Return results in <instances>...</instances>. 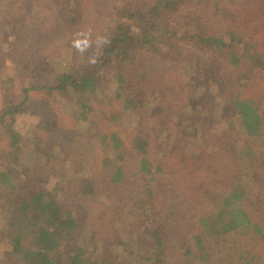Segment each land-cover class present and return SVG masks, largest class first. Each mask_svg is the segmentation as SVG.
<instances>
[{"label":"trees","instance_id":"obj_1","mask_svg":"<svg viewBox=\"0 0 264 264\" xmlns=\"http://www.w3.org/2000/svg\"><path fill=\"white\" fill-rule=\"evenodd\" d=\"M93 1L0 0V59L8 55L16 65L24 62L28 73L27 79L10 86L9 104L0 109V161L14 159L24 144L15 127L17 118L43 103L48 108L39 126L46 127L54 149L64 153L71 147L72 152L67 137H85L81 134L86 132L100 148L95 161L103 163L93 165L99 180L68 182L58 200L48 199L44 188L21 193L17 179L8 170L0 171V193L16 191L0 203V222L6 223L2 234L13 246L14 264H122L113 261H120L112 252L115 245L105 250L103 259L90 257V248L79 238L87 225L78 221L77 202L123 228L118 247L133 230L145 249V264H215L214 258L223 255L231 256L229 264H264V103L259 95L264 85H252L264 76L259 45L264 39V0H116L104 8L112 10L111 17L118 12L135 30L90 39L101 54L91 61L83 54H89L85 44ZM4 33L12 40L7 48ZM199 46L211 48L215 54L210 59L220 61L210 85L218 94L196 103L178 100L171 92L185 90L191 79L179 67ZM150 53L174 64L160 70L169 83L157 86L162 95L157 102L147 103L151 116L177 119L183 131L197 130L203 150H186L187 141L184 149L156 154V133L147 124L143 127L149 89L127 72ZM42 57L50 59L49 67H42ZM58 57L60 67L54 68ZM110 68L116 73L117 91L107 85ZM168 85L170 98L164 103ZM68 93L75 95L71 111L59 99ZM129 115L142 125L127 127ZM74 119L79 127L72 129ZM228 125L246 133L247 143L238 144L239 150L228 145L237 139L219 133ZM49 158L52 165L62 161L52 154ZM239 231L252 240L250 249L261 248L259 253L209 251L214 239ZM89 237L95 239L96 231Z\"/></svg>","mask_w":264,"mask_h":264},{"label":"rangeland","instance_id":"obj_2","mask_svg":"<svg viewBox=\"0 0 264 264\" xmlns=\"http://www.w3.org/2000/svg\"><path fill=\"white\" fill-rule=\"evenodd\" d=\"M114 1L116 0L93 1V8L92 12L90 13V15L92 16L89 17L93 21L88 19V23L90 20L92 22L90 24L92 25H89L87 27L89 28L87 31L88 38L85 44V50L89 51V54H83V57L85 59L93 61L95 59H98L101 55L98 54L100 48H98L95 43L89 41L93 37H100L101 39L105 40L118 33L120 30H122L124 33L128 30L130 31L131 29L135 30V27L133 26H131L130 28L128 27V23L124 20V18H121V16H119L118 12L114 11L113 17H111L112 10L104 8L105 6L110 7L112 2ZM85 4H89V2H86ZM29 5L34 6V10H37L38 6L35 5L33 1H31ZM3 6L5 8H8L5 4H3L2 7ZM3 10L5 14L2 12V10L1 13L4 15L7 24H9L10 21L6 18V10ZM104 13H107V15H104L99 21H97V17ZM98 23L101 27H99ZM262 40L263 41L259 43V45L261 46L262 53L264 54V39L262 38ZM2 41H4L6 48L12 42L8 33H4ZM214 54L215 52L211 48H206L203 46L195 48L193 54L189 53V58H185L184 62L181 63L179 70L180 72L185 73V75H191V79H187L186 83L188 85L186 86L185 90L176 92L173 91L171 92V95L177 97L178 100L185 99L192 103H196L197 101L202 99H209L211 96H217V87L214 88L210 86L212 85L211 77L218 75L220 70L217 67V64L220 61L214 58L210 59V57L214 56ZM165 57L166 56L164 55L161 56L155 53H150L147 55L145 54L144 56L140 57L139 60L133 63L132 67L130 66V71L127 69V72L131 73L132 77L136 81H139L140 85H143L144 87H147L149 89L148 92L144 91L147 95V99H145L143 106L146 108V118L144 120L145 122H143V127H145L147 124V126L156 133L155 149L156 154L158 153L160 156H162L164 152H173V150H175L176 148L184 149L187 141H190L191 143L187 146L186 150L190 149L191 151H193L199 148L203 150L204 146L202 144L200 136L197 135V130H194L192 128L183 131L181 129V124L176 122L177 119L171 120L168 117L161 118L159 116H151V110L147 103L157 102V99H160L162 96L159 93V91L161 90H159L157 86H162L164 88L169 83L165 79V77H163L160 70L168 67L169 65H171V67L174 66V64L172 63L173 60ZM9 59L10 57L8 55H4V58L0 59V109H2L3 106L9 104L10 86L15 83L16 79H21L22 77H24L23 79H27L26 76L28 74L25 71L24 62H19L16 65V63ZM60 60L61 57L54 59V64H51V66L54 68L60 67ZM41 65L43 68L49 67L50 59L48 57H42ZM105 76L108 82L107 85H110V88L112 90L117 91L118 88L114 68L107 69L105 72ZM259 77L261 76L259 75ZM176 78H179V76L176 75ZM203 78L205 80H203ZM208 79L210 80L208 81ZM260 79L262 80H260L259 82L264 81V76ZM259 82L252 85H256L259 87L264 85V82ZM171 85H168L169 91L165 92L166 99L164 103H168L169 101ZM259 95H263L261 97L262 100H260L264 103V92ZM74 96L75 95L73 93L63 94L59 96V99L65 104L66 108L69 111L74 109ZM47 108V105H43V103H37L33 111L24 110V112L17 118L15 127L20 133H22V135H24V144L17 150L14 159L2 158V161H0V171L3 172V170H8L17 179L20 186L19 191L21 193H26L27 190L33 187L44 188L47 189L46 191L48 199L58 200L68 182H75L77 179H80V181L82 182H91L96 178L99 180L101 178L98 174L99 171L96 170L93 165H95L96 163L102 165L103 163L101 161H95V158L97 156L99 157L100 148L95 141H92L89 136H87L86 132H84V134H81L85 137H77L79 135H69L67 137L68 144H73L72 152H68L70 151L71 147L64 149V153H61L59 151L61 150L60 147H57V149L55 150L53 144L48 141L50 135L46 127L44 126L42 128L39 126V123H42L43 121L44 115H46ZM218 109L222 110V104L218 106ZM135 123L141 124L140 122L135 121L133 115H129L126 117L125 125L127 127H136ZM76 127H79V125L76 119H74L71 128L73 129ZM220 127L224 128L223 126H219V128ZM227 127L228 128L226 129L218 130L220 131L219 133L223 134V136H229L231 138L234 137L235 139H237V143L228 144L229 146L239 150L238 144L246 145V133L236 127L232 128L229 125ZM262 131L264 137V129ZM193 136L194 138L190 139ZM262 144H264V141ZM51 154L52 156L54 155L57 160L62 157V161L56 165H52V162H49L50 159L52 160V158H49ZM252 156H254V153L249 154L247 156V159L250 160L251 158H253ZM64 157H68L67 160L69 162H64ZM10 159L11 161H9ZM243 168H248L247 160H245V163H243ZM25 169H29V172H27ZM11 192L15 193L16 191L13 192L4 190V192H1L0 203L3 198L9 196ZM99 199L101 200V198ZM75 205L77 206V208H79V223L81 224L82 222H84L87 225L86 227L81 229L79 238L86 247L90 248V257L94 256L98 258L104 255L105 250H110L109 248L115 245L117 247L114 248V251L112 252L117 254V257L115 258L120 257V261L113 260L116 263L120 262L122 264H133L134 262L132 261V257H135L136 259L134 264L146 263L144 257L142 256L145 252V249H142V247H140L139 243L136 241L137 234H134L133 230L131 233V237L128 236L126 238V243L124 244V246L118 247L119 244L122 245V242L120 240L122 238L121 235L123 228L120 225L112 224L113 220L111 218L105 219L103 217H99L91 210H84L85 205L81 202H77ZM262 211L263 212L261 213L264 214L263 209ZM4 227H6V223L1 221L0 264H14L17 260V257L14 255L13 246L8 243V240L2 234V230H4ZM93 231H96L95 239H91L89 237L90 233ZM117 233H119V235L115 238L114 241V237ZM252 243L253 242L249 238L248 234H243L241 233V231L232 232L223 240L214 239L209 245V251L219 253L224 249L235 253L240 248V251L243 250L241 252L242 255H247L249 252L259 253L261 248H249ZM119 248L123 250H120ZM256 248H259V245L256 246ZM174 255L178 256V253L174 252L172 256ZM230 258L231 256L229 255H223L222 258H214V261L215 264H229L232 263Z\"/></svg>","mask_w":264,"mask_h":264}]
</instances>
